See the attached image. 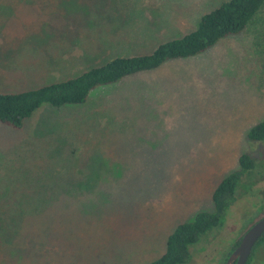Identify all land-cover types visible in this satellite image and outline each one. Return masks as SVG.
Segmentation results:
<instances>
[{"label": "rangeland", "instance_id": "1", "mask_svg": "<svg viewBox=\"0 0 264 264\" xmlns=\"http://www.w3.org/2000/svg\"><path fill=\"white\" fill-rule=\"evenodd\" d=\"M224 0H0V92L73 77L192 30ZM264 4L245 28L192 57L41 104L0 124V264H144L167 234L211 209L217 182L256 162L223 222L186 264H222L264 212ZM263 206V207H262ZM245 264H264L258 244Z\"/></svg>", "mask_w": 264, "mask_h": 264}, {"label": "trees", "instance_id": "2", "mask_svg": "<svg viewBox=\"0 0 264 264\" xmlns=\"http://www.w3.org/2000/svg\"><path fill=\"white\" fill-rule=\"evenodd\" d=\"M263 4L264 0H224L201 14L192 30L159 43L147 53L112 56L64 80L33 89L0 92V124L18 129L43 103L53 107L81 104L96 87L156 69L169 60L200 54L221 38L242 31ZM245 137L250 143L264 142V115L247 129ZM255 167L253 157L245 152L239 154L237 166L214 186L211 209L197 211L190 220L177 223L167 234L162 253L144 264H186L190 247L222 224L227 208L235 199L236 189H247L254 182L251 177ZM260 243L264 245V232L253 245L246 263Z\"/></svg>", "mask_w": 264, "mask_h": 264}, {"label": "water", "instance_id": "3", "mask_svg": "<svg viewBox=\"0 0 264 264\" xmlns=\"http://www.w3.org/2000/svg\"><path fill=\"white\" fill-rule=\"evenodd\" d=\"M264 232V214L255 219L242 233L237 244L227 254L222 264H245L253 245Z\"/></svg>", "mask_w": 264, "mask_h": 264}]
</instances>
